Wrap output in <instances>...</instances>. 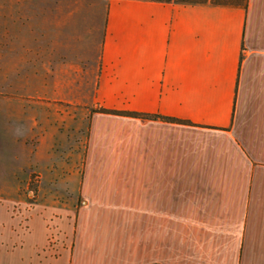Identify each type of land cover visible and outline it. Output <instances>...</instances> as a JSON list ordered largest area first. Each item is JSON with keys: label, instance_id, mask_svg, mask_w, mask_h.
<instances>
[{"label": "crops", "instance_id": "crops-1", "mask_svg": "<svg viewBox=\"0 0 264 264\" xmlns=\"http://www.w3.org/2000/svg\"><path fill=\"white\" fill-rule=\"evenodd\" d=\"M0 82V264H264V0H0Z\"/></svg>", "mask_w": 264, "mask_h": 264}, {"label": "rangeland", "instance_id": "rangeland-1", "mask_svg": "<svg viewBox=\"0 0 264 264\" xmlns=\"http://www.w3.org/2000/svg\"><path fill=\"white\" fill-rule=\"evenodd\" d=\"M9 84L8 82H0V92H6L8 89H9ZM70 139H72L74 137L73 133L72 132H69L68 133ZM82 149L80 148L79 150V154H80V157H81V154H82ZM77 160H75V158L71 159L70 161H68V167H73L77 164V169L79 170L80 169V164H81V161L79 160V162L76 163ZM37 178L35 176H32L31 178V181H30V184H29V190L32 192L31 193V199L33 200L34 199V195H35V191H36V188H37Z\"/></svg>", "mask_w": 264, "mask_h": 264}, {"label": "trees", "instance_id": "trees-1", "mask_svg": "<svg viewBox=\"0 0 264 264\" xmlns=\"http://www.w3.org/2000/svg\"><path fill=\"white\" fill-rule=\"evenodd\" d=\"M177 3H181V4H198V3H204L206 2V0H174ZM132 116H135L134 114H132Z\"/></svg>", "mask_w": 264, "mask_h": 264}]
</instances>
